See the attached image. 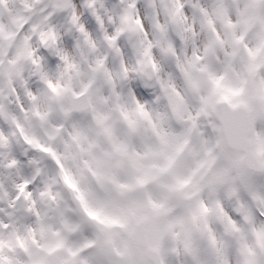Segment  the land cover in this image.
Instances as JSON below:
<instances>
[{
    "label": "rangeland",
    "instance_id": "rangeland-1",
    "mask_svg": "<svg viewBox=\"0 0 264 264\" xmlns=\"http://www.w3.org/2000/svg\"><path fill=\"white\" fill-rule=\"evenodd\" d=\"M199 2L195 26L191 13L185 25L186 50L157 77L154 104L76 68L19 114L20 155L31 159L0 170V264H147L127 242L140 218L160 264H264V221L246 211L264 185V120L254 114L251 139L263 165L256 176L239 169L218 122L219 101L251 107L252 96L264 97V0ZM0 21V57L12 50L6 99L27 56L16 36L24 23L18 0L0 4ZM66 87L87 93V112L68 114ZM0 115L10 114L0 106ZM6 142L0 136V147ZM28 174L46 182L35 205L17 198ZM222 201L243 213L235 224ZM106 240L116 257L106 254Z\"/></svg>",
    "mask_w": 264,
    "mask_h": 264
},
{
    "label": "snow or ice",
    "instance_id": "snow-or-ice-1",
    "mask_svg": "<svg viewBox=\"0 0 264 264\" xmlns=\"http://www.w3.org/2000/svg\"><path fill=\"white\" fill-rule=\"evenodd\" d=\"M18 6L24 20L18 38H23L27 56L19 77L8 81L6 99L5 72L12 50L0 57V106L10 114L0 115V136L7 141L0 147V170L14 161L30 162L29 156L20 155L19 114L55 91L72 69L110 77L129 99L145 107L154 104L157 77L168 73L186 50L189 14L195 26L204 7L199 0H18ZM45 188L43 174L25 175L17 198L23 196L35 205ZM257 193L259 202H250L246 211L264 221V185L257 187ZM221 206L233 224L243 214L223 201Z\"/></svg>",
    "mask_w": 264,
    "mask_h": 264
},
{
    "label": "water",
    "instance_id": "water-1",
    "mask_svg": "<svg viewBox=\"0 0 264 264\" xmlns=\"http://www.w3.org/2000/svg\"><path fill=\"white\" fill-rule=\"evenodd\" d=\"M213 55L212 52H210ZM189 69L194 74H202L198 67L193 64ZM63 95L68 103V114H79L86 112L90 108V101L86 92L75 95L69 87L63 92ZM252 104L257 109L258 113L264 118V98L258 95L252 97ZM220 114V128L226 148L238 156V165L241 169L260 174L262 165L260 159L253 149V144L250 139L252 131V108H247L243 105L236 107L231 106L227 101L218 103ZM89 174V170L85 169ZM167 218L166 214H161L159 219L162 223ZM167 236V231L162 232L161 240ZM128 244L138 255H141L146 263L160 264V253L152 247L148 241L147 221L139 219L133 222L132 229L129 233ZM104 248L109 256L116 257L117 252L112 240L104 242Z\"/></svg>",
    "mask_w": 264,
    "mask_h": 264
},
{
    "label": "trees",
    "instance_id": "trees-1",
    "mask_svg": "<svg viewBox=\"0 0 264 264\" xmlns=\"http://www.w3.org/2000/svg\"><path fill=\"white\" fill-rule=\"evenodd\" d=\"M18 35V33H16V36Z\"/></svg>",
    "mask_w": 264,
    "mask_h": 264
}]
</instances>
